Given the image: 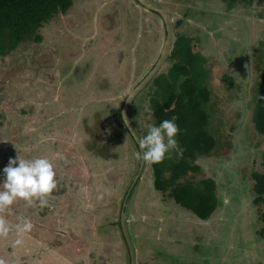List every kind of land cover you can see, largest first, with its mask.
Masks as SVG:
<instances>
[{
	"label": "rangeland",
	"instance_id": "rangeland-1",
	"mask_svg": "<svg viewBox=\"0 0 264 264\" xmlns=\"http://www.w3.org/2000/svg\"><path fill=\"white\" fill-rule=\"evenodd\" d=\"M150 1L170 15V47L182 34L205 58L219 155L197 162L222 199L209 220H194L153 189L146 164L126 205L135 264H264L262 207L250 201V173L263 169L264 142L251 113L264 53V0L232 7L222 0ZM150 12L134 0H74L66 15L40 29V42L26 40L0 55V183L18 155L51 159L57 182L47 206L18 199L0 214L10 227L0 237L4 264H127L117 221L139 160L118 113L164 37ZM172 62L165 59L155 76L166 75ZM152 80L128 108L141 139L154 125ZM21 217L33 227L18 235Z\"/></svg>",
	"mask_w": 264,
	"mask_h": 264
},
{
	"label": "trees",
	"instance_id": "trees-1",
	"mask_svg": "<svg viewBox=\"0 0 264 264\" xmlns=\"http://www.w3.org/2000/svg\"><path fill=\"white\" fill-rule=\"evenodd\" d=\"M222 1L232 7L233 2L241 0ZM73 2L74 0H0V55H6L26 40L40 42V29L55 16L66 15ZM154 14L158 16L157 13ZM181 22L179 19L177 24ZM190 42V38L185 35L176 36L166 58L173 62L166 75L153 78L156 96L150 101L154 126H159L163 120H174L177 124L180 131L175 139L179 149H183V154L181 156L178 150H170V155H166L163 162L150 165V174L154 190L163 197L170 198L176 207L179 205L180 209L190 212L196 218L194 220L202 222L211 218L222 197L216 192L217 181L206 176L197 160L200 157L219 155V150L218 136L215 135L216 130L210 120L211 92L207 84V70L204 68L205 58L200 52H193ZM260 61L257 66L259 75L253 94L251 122L254 131L262 136L264 142V99L260 98L264 96V53ZM227 82L233 84L229 78ZM120 123L124 127L121 117ZM103 126L101 131L106 129V125ZM133 144L135 145L134 142ZM135 147L137 148L136 145ZM261 166V171L253 170L250 173V201L256 208L262 207L258 218L264 224V149L261 152ZM198 173L201 177L194 179V175ZM224 185L225 180L220 186ZM117 226L129 264V252L122 236L119 218ZM263 232L264 227L260 233Z\"/></svg>",
	"mask_w": 264,
	"mask_h": 264
},
{
	"label": "clouds",
	"instance_id": "clouds-1",
	"mask_svg": "<svg viewBox=\"0 0 264 264\" xmlns=\"http://www.w3.org/2000/svg\"><path fill=\"white\" fill-rule=\"evenodd\" d=\"M77 66L73 64L68 76L75 72ZM260 98L264 99V96ZM124 122L130 129L131 124L126 117ZM131 131L134 132V128H131ZM179 131L174 120H163L159 126L149 125L147 135L139 140L140 151L135 153L136 159L144 164L152 165L163 162L166 153L170 150H178V154L182 156L183 149H179L175 139ZM55 158L65 159L59 152L55 153ZM3 173L4 180L0 183V214L18 199L24 200L29 206L37 201L41 207L47 206L48 197L57 188L54 164L47 157L22 158L18 155L16 158H9ZM19 220L20 223L15 226L18 235L30 232L33 227L30 220L23 217ZM9 231L8 222L3 215H0V237H6ZM21 242L16 241V243ZM0 264H4V261L0 260Z\"/></svg>",
	"mask_w": 264,
	"mask_h": 264
},
{
	"label": "water",
	"instance_id": "water-1",
	"mask_svg": "<svg viewBox=\"0 0 264 264\" xmlns=\"http://www.w3.org/2000/svg\"><path fill=\"white\" fill-rule=\"evenodd\" d=\"M140 6H142L144 9L148 11H152L154 13H157L160 16V22L164 26V37L162 40V43L159 47L158 55L156 60L153 62V64L150 66V68L147 70V72L144 74V76L126 93L123 102L120 106L119 115L121 117V120L124 124L125 130L129 135L131 136L133 142L137 146L138 151H140L139 147V140L141 139L140 135L135 130L134 126L132 125L131 121L128 117V108L135 97V95L142 90L157 74V72L160 70V67L162 66L163 62L167 58L169 52H170V45L172 42V36H173V25L171 24V19L168 11L165 7L156 4L154 2H151L150 0H135ZM125 117L126 120L130 122L131 128H134V132L131 131V128L125 126ZM145 164L141 161L138 163L137 171L130 183L129 188L127 189L123 201L121 203L120 207V213H119V222H120V229L122 232V236L125 240L128 252H129V264H135V257H134V249L131 244L128 232H127V220H126V205H127V199L129 194L132 191V188L134 187L137 179L140 178V175L144 169Z\"/></svg>",
	"mask_w": 264,
	"mask_h": 264
},
{
	"label": "flooded vegetation",
	"instance_id": "flooded-vegetation-1",
	"mask_svg": "<svg viewBox=\"0 0 264 264\" xmlns=\"http://www.w3.org/2000/svg\"><path fill=\"white\" fill-rule=\"evenodd\" d=\"M157 4H159L160 5V3L159 2H157ZM158 17L160 18V16L158 15ZM161 19V18H160ZM172 24V23H171ZM162 27H163V31H164V26H163V24H162ZM164 34H165V32H164ZM163 40V39H162ZM161 43H162V41H161ZM161 45V44H160ZM160 47V46H159Z\"/></svg>",
	"mask_w": 264,
	"mask_h": 264
}]
</instances>
